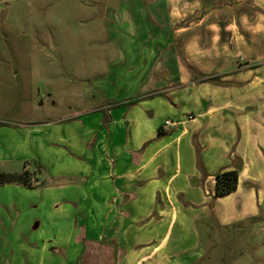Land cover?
Wrapping results in <instances>:
<instances>
[{
    "label": "crops",
    "instance_id": "obj_1",
    "mask_svg": "<svg viewBox=\"0 0 264 264\" xmlns=\"http://www.w3.org/2000/svg\"><path fill=\"white\" fill-rule=\"evenodd\" d=\"M149 1H119L107 29L121 56L77 115L0 125V173L36 183L0 187V264H199L190 229L217 173L240 167L217 204L238 198L247 216L264 201V76L248 60L264 0Z\"/></svg>",
    "mask_w": 264,
    "mask_h": 264
},
{
    "label": "rangeland",
    "instance_id": "obj_2",
    "mask_svg": "<svg viewBox=\"0 0 264 264\" xmlns=\"http://www.w3.org/2000/svg\"><path fill=\"white\" fill-rule=\"evenodd\" d=\"M119 1L0 0L1 126L19 129L29 121L60 120L80 112L76 107L90 100L101 74L121 56L107 29L115 10L123 20ZM252 48L254 56L248 60L253 59V80H258L257 71L264 76V45ZM218 80L216 85L226 87L220 82L224 78ZM260 81L263 86H254L260 87L253 92L254 102L262 97L264 102V78ZM237 82L235 86H244ZM206 199L190 229V242L204 251L199 264H264V201L244 216L238 198L217 204L216 195L207 193ZM37 230L48 237L54 225L42 220Z\"/></svg>",
    "mask_w": 264,
    "mask_h": 264
},
{
    "label": "trees",
    "instance_id": "obj_3",
    "mask_svg": "<svg viewBox=\"0 0 264 264\" xmlns=\"http://www.w3.org/2000/svg\"><path fill=\"white\" fill-rule=\"evenodd\" d=\"M218 81H219L218 79H209L205 82L217 84ZM218 84L220 83L218 82ZM221 85L227 86V83H224V84L221 83ZM140 100H141L140 97H138L137 99L123 102V104L133 105V104H136ZM198 165L199 167L202 166L200 162H198ZM239 175H240V167L217 173L215 175V179H216L215 195L216 197H224V196H228L234 193L238 188ZM8 184H17L27 189H33L36 187L35 185L36 183H34L32 179V174L27 168H25L21 174L0 173V187L8 185Z\"/></svg>",
    "mask_w": 264,
    "mask_h": 264
},
{
    "label": "built area",
    "instance_id": "obj_4",
    "mask_svg": "<svg viewBox=\"0 0 264 264\" xmlns=\"http://www.w3.org/2000/svg\"><path fill=\"white\" fill-rule=\"evenodd\" d=\"M188 120H193V117L192 116H188ZM175 126V123L174 121H172L171 119H168L166 120L164 123H163V128L165 130H168L170 129L171 127H174Z\"/></svg>",
    "mask_w": 264,
    "mask_h": 264
}]
</instances>
